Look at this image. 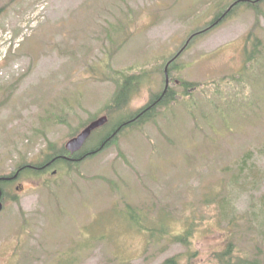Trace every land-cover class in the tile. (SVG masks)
I'll return each mask as SVG.
<instances>
[{
    "label": "rangeland",
    "instance_id": "rangeland-1",
    "mask_svg": "<svg viewBox=\"0 0 264 264\" xmlns=\"http://www.w3.org/2000/svg\"><path fill=\"white\" fill-rule=\"evenodd\" d=\"M253 40L264 45V12L238 0H0V175L97 119L113 103L111 70L149 74L85 149L163 90L161 66L187 41L175 78L198 85L71 169L19 178L0 211V264H219L228 239L264 260V50L245 65ZM189 229V247L174 240Z\"/></svg>",
    "mask_w": 264,
    "mask_h": 264
},
{
    "label": "trees",
    "instance_id": "trees-1",
    "mask_svg": "<svg viewBox=\"0 0 264 264\" xmlns=\"http://www.w3.org/2000/svg\"><path fill=\"white\" fill-rule=\"evenodd\" d=\"M245 1H249V0H238V2H240V3L241 2H245ZM257 1H259V0H257ZM254 7H255V5H254ZM259 11L260 10H258V8H257L258 16L260 15ZM215 24H217V23L214 22L213 24L205 27L201 31H198L194 35H197L199 33H203L205 31L210 30L211 28H213V25H215ZM178 56L179 55H174L168 61V71H169V75H170L169 76L170 84H169L167 90H164L165 92L163 91L164 94H157V96H152V99H151L150 103L147 104L144 108L140 109L138 112H136L128 120H126V118L120 119L118 124H117V127H119V128L117 129V127H116L114 132H112L106 138V141H107L106 146H109L113 141L115 142L120 130H122L123 128H125L127 126L141 125V124L147 123L150 120H153V118L157 116L156 114H157V111H158V109L160 107H162L164 105L167 106L168 104H170V103H172L173 101L176 100L177 93H179V92L171 86L173 81H174V78L171 75V70L172 69H171L170 66H171V62H174L178 58ZM248 58H249V60H251L252 56L249 55ZM113 72H114V74L115 73H118V74L120 73V72H116V71H113ZM111 78L113 79L114 77H111ZM140 81H141V75L124 76L122 81H120L118 83V89H117L116 94L114 95L113 103L111 104V106L110 105L107 106L106 110L104 111L105 114L109 115L114 110H123L128 105L130 99L132 98V95L134 93H136V91L140 90V86L138 84V82H140ZM165 83H166V80H165ZM182 84L185 87V89H186L185 92H187V94H190L192 92L191 91L189 93L191 88L198 86V85L195 86L196 82L186 81L184 79H183V83ZM85 125H86V123H84L79 129L74 131L72 133V135H75ZM36 132H39V131L36 129ZM101 145L102 144L98 145L97 148L95 150L91 151V152H86L87 153L86 155H91V154L98 153V152L102 151V148H100ZM49 149L51 151H53V154L51 156H53V158H55V160H54L55 164L63 162V160H61V159H64L65 157H62V156L71 155L70 151L67 150L66 147L60 146V145H58L56 143H49ZM243 162L244 163L241 165L242 170L245 169L246 160H243ZM25 163H27V162L24 161L23 163L20 164V166L22 167ZM23 168H25V167H23ZM7 184H8L7 182H1L0 183V187H2V188L4 186L6 187ZM13 194L14 193H6L5 191L3 192V196L4 195H7V196L10 195L11 196ZM140 209L143 210V208H140ZM130 215L132 216V218L135 217V212H134L133 208L130 211ZM134 226H133L134 228L140 227L139 229H143V230H145V228H147L146 225H144L143 223H136V224H134ZM132 229L133 228H131L130 230H126L125 233H127V234L131 233ZM148 229H150V228H147V230ZM142 232H144V231H142ZM191 234H192V231H191V229H189L187 232H185L183 234H180L178 236H173V238H174L175 241H178V242L183 243V244H188L186 246L189 247L190 243H188V242H189ZM230 241L231 240L228 239L229 243L227 244V246L223 250H217L214 253V255H213V258L215 260H217L219 264H264V260L262 258L258 257V256L243 255V254L237 253L236 250H235L233 242L232 241L230 242ZM193 254L194 253H191L190 255H193ZM119 263L124 264L122 261H119ZM163 264H181V263L178 260V256L174 255V256H171V257L167 258L163 262ZM184 264H191V259H188L187 262L184 263Z\"/></svg>",
    "mask_w": 264,
    "mask_h": 264
},
{
    "label": "water",
    "instance_id": "water-1",
    "mask_svg": "<svg viewBox=\"0 0 264 264\" xmlns=\"http://www.w3.org/2000/svg\"><path fill=\"white\" fill-rule=\"evenodd\" d=\"M107 121V117H102L94 122H92L90 125H88L78 136L72 138L68 143L67 147L71 149L72 151L80 149L87 138L90 136L91 132L96 129L97 127L102 126ZM2 202H1V194H0V210L2 209Z\"/></svg>",
    "mask_w": 264,
    "mask_h": 264
},
{
    "label": "flooded vegetation",
    "instance_id": "flooded-vegetation-1",
    "mask_svg": "<svg viewBox=\"0 0 264 264\" xmlns=\"http://www.w3.org/2000/svg\"><path fill=\"white\" fill-rule=\"evenodd\" d=\"M50 164H51V162L49 161V162H46L45 165L43 164L44 166L43 165H40V166H36V167L37 168H42V167H45L46 166L45 168H47V167L50 166ZM18 177H19V174H16L15 173V174L3 175L0 178L2 180H5V181H13L14 180V182H15L18 179ZM10 190H12V188L8 187V190L7 191H10Z\"/></svg>",
    "mask_w": 264,
    "mask_h": 264
}]
</instances>
